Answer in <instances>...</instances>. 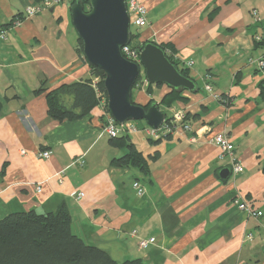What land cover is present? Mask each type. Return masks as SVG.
I'll return each instance as SVG.
<instances>
[{
  "label": "crops",
  "instance_id": "0c3cea01",
  "mask_svg": "<svg viewBox=\"0 0 264 264\" xmlns=\"http://www.w3.org/2000/svg\"><path fill=\"white\" fill-rule=\"evenodd\" d=\"M139 1L147 23L137 40L171 45L198 87L159 107L169 119L184 111L190 130L178 126L149 137L145 124L128 134L143 171L112 162L126 149L102 132L107 112L100 104L85 116L58 121L47 113L44 92L36 91L91 77L77 51L71 0L31 18H24V9L33 0H0V29L22 20L0 38V218L64 204L71 230L116 261L264 264V68L249 63L264 59V0ZM205 73L212 91L227 101L203 89ZM169 90L154 84L151 95L142 88L133 101L158 103ZM216 133L227 137L242 166L225 179L219 172L231 162L218 158L220 148L210 140ZM46 150L47 158L38 155ZM240 200L253 203L261 216L240 210ZM141 238L153 243L139 248Z\"/></svg>",
  "mask_w": 264,
  "mask_h": 264
},
{
  "label": "trees",
  "instance_id": "16d2710c",
  "mask_svg": "<svg viewBox=\"0 0 264 264\" xmlns=\"http://www.w3.org/2000/svg\"><path fill=\"white\" fill-rule=\"evenodd\" d=\"M74 1L71 0L70 5ZM81 1L83 2V10H88V0ZM131 36L133 37L132 33ZM134 36L138 38V33ZM145 42L137 40L131 46L141 49ZM158 45L162 48L169 61L175 64L184 76L189 77L187 70L180 68L178 61L173 57L174 48L167 44ZM167 50L171 53H167ZM77 51L84 59L82 42L79 38ZM89 69L90 78L61 84L48 91H45L42 87L37 88V93L44 92L47 113L50 117L58 121L80 118L100 104L97 91L102 92L106 97L102 71L91 65H89ZM139 82L140 78L136 80L133 88L137 87ZM153 85L148 83L144 87L147 95L152 94ZM138 89L140 90V88ZM181 93L182 91L178 92L170 89L161 97L157 103L158 106L169 107L175 101L183 100ZM262 93L264 94V88ZM131 100L135 103L132 94ZM152 102L154 100L150 98L144 107L147 108ZM104 110L107 112L106 108ZM165 121L168 122L169 118L166 117ZM158 136L161 137L162 135L159 134ZM109 141L116 147H124L126 149L125 154L112 160L113 163L118 166L129 165L140 168L142 171L144 170V159L130 141L127 133L110 137ZM70 222V213L64 204H60L55 210L45 213H38L34 210L7 213L0 218V264H146L140 258L116 261L104 249L87 243L83 238L75 234L71 230Z\"/></svg>",
  "mask_w": 264,
  "mask_h": 264
},
{
  "label": "water",
  "instance_id": "95a60500",
  "mask_svg": "<svg viewBox=\"0 0 264 264\" xmlns=\"http://www.w3.org/2000/svg\"><path fill=\"white\" fill-rule=\"evenodd\" d=\"M88 7L84 11L83 2L75 0L69 7L71 24L82 42L84 60L104 75L107 112L118 124L145 120L149 127L157 129L165 121V113L155 101L147 108L132 102L136 80L143 74L147 83L165 84L178 92H196V83L184 76L155 42L142 45L138 63L121 54L120 48L132 37L126 0H88ZM229 173L228 167L219 172L224 179Z\"/></svg>",
  "mask_w": 264,
  "mask_h": 264
},
{
  "label": "built area",
  "instance_id": "2783aa9c",
  "mask_svg": "<svg viewBox=\"0 0 264 264\" xmlns=\"http://www.w3.org/2000/svg\"><path fill=\"white\" fill-rule=\"evenodd\" d=\"M61 2V0H40L36 2H32L28 4L24 9V18H31L35 16L37 13H39L41 10L45 8L53 7L54 4H57ZM126 7L129 13L130 17V23L134 24L136 27H143L146 25V15L147 10L145 6L139 1V0H126ZM22 20L19 17L14 18L9 25L3 27L0 29V38L6 39L7 38V32L10 29L17 28L20 26ZM256 40H258V37H255ZM121 54L128 60L133 62H139V52L140 49L136 47H132L131 45L127 44L125 46H122L120 48ZM167 53H171L169 50H167ZM173 57L176 59L175 53ZM249 63H256V65L259 68H264V59L263 58H257V59H249ZM192 64L191 60H188L185 62L186 66H190ZM142 74V73H141ZM204 80L206 81L203 89L209 93H213V96L215 98H218L223 101H227L226 98H223L219 96L218 94L214 93L212 91V86L208 82L209 79H211L210 74L205 73L203 75ZM140 81L144 83L143 85H147V81L145 80L143 74L140 77ZM97 96L100 98V105L103 108H106V97L103 95L102 92L97 91ZM185 112L184 111H175L169 121H164L160 127L157 129L149 127L147 124L145 127H143V130L145 134L149 137H157L159 134H166L168 132H171L173 129H175L178 126H181L184 130H190V125L186 123L185 121ZM138 128L133 123L132 120L125 121L122 124L116 123V121L109 115V113H106V119L104 126L102 128V132L105 133L109 137H114L122 133H132L136 131ZM211 142L216 144L220 148V153L218 155L219 159H224L227 157L229 159L230 163V170L233 174H236L242 170V166L240 163H238L234 157L233 154V145L230 143V141L227 139V137L223 133H216L211 139ZM50 152L48 150L41 151L38 155L43 158H47L49 156ZM133 187L136 191L137 195H141L143 193V188L139 182H134ZM41 190V185L37 184L36 191L39 192ZM83 195L82 192H79L77 194V197H81ZM238 208L242 211H244L247 215L252 217H258L261 216L262 212L258 209H256L253 206V203L247 202L245 200H240L238 202ZM248 239H251V234L247 235ZM153 243V238H141L138 240L137 245L139 248H146L149 244Z\"/></svg>",
  "mask_w": 264,
  "mask_h": 264
},
{
  "label": "rangeland",
  "instance_id": "374dc122",
  "mask_svg": "<svg viewBox=\"0 0 264 264\" xmlns=\"http://www.w3.org/2000/svg\"><path fill=\"white\" fill-rule=\"evenodd\" d=\"M130 30H131V33L133 34V37H132L131 41L129 42L130 43L129 45H132V44H135L137 42V38L134 35H136L137 33L139 35L141 33V31H142V28L136 27L134 24L130 23ZM143 84L144 83H142V81H140L139 85H137V87L132 89V93L131 94H132L133 100H134V97H136L137 90H139L138 88H140V89L143 88V90H144V87L147 86V85H143ZM132 121L138 127H141V125L144 126L146 124L145 120H132Z\"/></svg>",
  "mask_w": 264,
  "mask_h": 264
}]
</instances>
